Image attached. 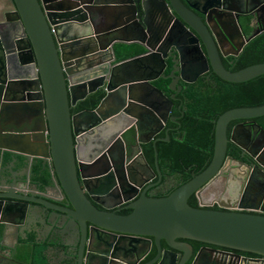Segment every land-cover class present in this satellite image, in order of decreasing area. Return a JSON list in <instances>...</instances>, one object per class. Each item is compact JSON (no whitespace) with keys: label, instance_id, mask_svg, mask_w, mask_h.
Segmentation results:
<instances>
[{"label":"water","instance_id":"1","mask_svg":"<svg viewBox=\"0 0 264 264\" xmlns=\"http://www.w3.org/2000/svg\"><path fill=\"white\" fill-rule=\"evenodd\" d=\"M159 1L176 24L183 28L188 26L195 32L193 40L198 45V39L203 42L205 56L218 77L241 82L264 73V62L236 71L225 69L216 45L215 28L220 29L231 45L233 41L221 16L215 15L213 23L209 22L207 27L200 16L180 0H168V5L165 0ZM206 1L207 7H218V3ZM9 2L11 8L0 12V151L20 155L28 161L50 159L58 186L70 206L59 205L55 199L44 196L0 195V216L7 214L8 217L0 223L6 227V223L18 221L17 225L21 223L25 233L21 241L6 246L7 250L0 253V264L11 261L5 253L13 257L17 248L29 245L33 252L34 245L27 242L30 233H26L37 232L40 224L50 225L54 231L69 222L76 225L77 237L76 242L66 244L69 247L66 260L70 262L67 264H135L112 253L113 240L102 233L127 236L130 241L147 240V252L152 245L156 247V255L149 264L155 261L161 264L167 252L175 260L177 253L173 250L183 252L178 264H184V252L191 253V247L179 238L264 256V213L236 210V206L222 200L217 201L220 208L216 209L204 207L206 204L201 201L199 206L188 203L191 195L201 200L202 191L216 179L225 155L227 123L232 119L264 115V103L235 107L220 114L215 121L211 161L203 171L170 193L157 196L146 191L150 186L147 185L138 194V189L155 174L140 151L137 159L130 161L133 155L129 159L135 168H132V178L128 175L127 180L122 176L128 190L114 196L104 192L103 196H97V187L120 186L110 167L113 140L127 137L130 130L134 134L143 133L144 127L149 130L151 123L157 122L152 108L162 97L169 102L173 98V95L166 97L151 84L156 75L151 76L150 70L161 71L170 48L181 57L176 42L178 30L170 28L165 33L160 26L163 22L160 15L157 26H150V0ZM169 7L177 17L169 12ZM201 14L206 15V11ZM251 14L259 19L257 11ZM237 17L232 20L236 26ZM262 32L264 24L253 30L245 41ZM168 37L172 41L162 46ZM133 43L143 45L147 53L118 61L119 51ZM155 57L157 59L153 60ZM176 60L174 54V65ZM173 71L164 77L172 78ZM170 88L173 89L172 85ZM98 91H102L103 96L95 107L71 113V106L89 100ZM107 103L113 105L105 110ZM133 124L134 128L130 129ZM134 140V146L139 147L138 140ZM153 148L155 169L159 173L154 142ZM144 167L151 171V177H144L141 172ZM106 200L111 202L106 203ZM92 201L103 208H97ZM123 201H131V211L127 214L113 210ZM32 207H37L33 210L39 211L43 221L26 219L27 210L31 211ZM1 230L3 232V228ZM161 240L168 248L163 249ZM97 241L104 242L109 249H97ZM134 246L118 239L113 249L134 257ZM70 248H73L72 253ZM197 258L198 255L192 264Z\"/></svg>","mask_w":264,"mask_h":264},{"label":"flooded vegetation","instance_id":"2","mask_svg":"<svg viewBox=\"0 0 264 264\" xmlns=\"http://www.w3.org/2000/svg\"><path fill=\"white\" fill-rule=\"evenodd\" d=\"M165 2L168 5V0H165ZM180 2L199 15L207 27H209V22L213 23L215 15L221 16L224 19L234 46L229 43L217 27L215 28L217 42L213 38L212 32L210 30L209 32L216 42L217 48H219L218 53L225 69L236 71L253 64L243 65V62H245L243 56L244 50L249 42L245 41V39L253 30L258 29L264 24V0H211L213 3H218V7L215 9L207 7V1L205 2V0H180ZM188 3L196 7H192ZM148 10L151 27L155 26L153 16L157 18L160 15V18L163 20L160 26L164 28L163 31L165 33L170 28L178 30L176 31L178 34L176 42L180 48L181 57L173 48H170L164 59L165 66L161 67V71L159 72L160 69L150 70L151 76L156 75L151 84L163 92L166 97L169 98L173 95V98L169 102L161 96L165 102L160 100L152 108L157 122L151 123L149 130L147 127H144L143 133L141 132L138 135L130 130L126 134L127 137H118L113 140L110 151V167L113 168L114 174L117 175L120 186L117 184V187H112L111 189L97 187V196H103V192L114 196L128 190L126 180L122 176L125 175L127 180L128 175L132 178V170L135 168H133L134 164L130 165V161L136 158L140 151L150 165L146 152L150 145L153 146V142L155 145L158 141L169 142L171 141V135L175 136L179 134L181 131H184L188 123L192 121L197 123L198 119H201L205 124H208L209 121H214L212 135L214 144L215 121L220 114L231 108L257 106L264 103V73L241 82H228L221 79L213 71L208 58L205 56L203 42L198 39V45L195 39L193 40V35H196L190 27L185 26L183 28L179 24H176L170 17L167 9L164 6L162 7L159 0H155V2L150 0ZM203 10L206 11V15L201 14ZM253 11H257L259 19L251 14ZM106 12L111 11L106 10ZM169 12L177 17L171 8ZM236 17L239 23L237 26L232 22ZM248 19L251 26L250 33L244 31V23ZM170 41H172V38L168 37L162 46L167 45ZM142 52V54L147 53L145 49ZM174 54L175 59H177L175 65L172 61ZM156 59L157 57L153 60ZM181 66L183 67V74H181ZM199 68L201 69L198 71L197 69ZM172 69H174L173 77H164L170 74ZM189 69L191 70L189 71ZM173 79L175 81L171 84L170 82ZM171 85L173 89L170 88ZM187 106L193 107L192 116L188 122L183 120ZM71 113L74 114L76 112L71 111ZM214 116H216L215 120L212 118ZM129 128L133 129L134 124L130 125ZM147 130L149 131L148 133H146ZM226 135L225 155L216 173L215 181L202 191L201 200H196L194 195H191L188 200L193 197L194 201L192 200L191 202L195 203L196 206H199L201 201L206 204L204 207L213 209L220 208L217 205V201L222 200L226 204L236 206V210L264 213V115L230 120L226 125ZM175 137L179 140L183 138V136ZM134 138L138 140L139 147L134 146ZM210 141L204 138L196 139L195 146L191 152L193 158L200 160L201 156L208 152ZM212 154L213 145L211 158ZM131 155H133L132 158ZM7 156H10L9 162H7ZM105 162L107 163L106 158ZM36 164L39 165L38 170H34ZM126 166H128V174ZM150 167L155 174L149 182L138 189V194L147 185L150 186L146 191L155 193L157 196L166 195L170 190L172 191L173 188L178 186L182 175L176 177L174 174L167 172L166 169L160 168L159 165V173L151 165ZM193 170L194 168L184 167L181 174H193ZM141 172H143L145 178L152 176L148 168L144 167ZM4 194L17 197L22 194L24 197L36 196L39 198L40 196H44L45 198L55 199V203L59 205L70 206L63 191L58 186L50 159L46 162L35 158L32 161H28L20 155H14L9 152L2 153L0 151V195ZM85 194L88 196L86 192ZM110 202L106 200V203ZM130 203L131 201H123L114 207L113 210L127 214L131 211L129 207ZM93 204L97 208H103L98 203L93 202ZM122 210H126V212L124 213ZM4 219H8L7 214L0 216V221ZM15 223H18V221ZM61 229L71 235L73 234L74 239H76L77 234L76 237L74 234L76 225L73 222H69ZM97 234H100L99 231ZM102 234L112 239L113 245L118 239L125 241L127 244H135L134 257L122 251H115L113 245L110 248L112 253L118 254V256L127 261L135 264H149L156 255V247L154 245L147 252L149 242L143 238L137 241H130L127 236L114 237L106 233ZM178 240L187 242L191 247V253L184 252V259L186 260L184 264H192L197 255L198 258L194 264H264V256L252 252L187 238H179ZM161 245L163 249L168 248L163 240H161ZM107 248L104 242L97 241V249L106 250ZM173 252L177 253L175 260H173L172 254L167 252L161 264H178L183 256V252L175 250ZM151 253L153 254L151 255ZM157 263L158 261H155L152 264Z\"/></svg>","mask_w":264,"mask_h":264},{"label":"trees","instance_id":"3","mask_svg":"<svg viewBox=\"0 0 264 264\" xmlns=\"http://www.w3.org/2000/svg\"><path fill=\"white\" fill-rule=\"evenodd\" d=\"M244 31L246 33H250L251 31V26L249 25V19L246 21V23H244ZM129 47L130 46H128L123 50H120L117 59L127 56L129 53ZM243 56L245 60V62H243V65H247L255 62H261V61L264 62V32L257 34L256 36H254L249 40V42L245 47ZM102 96H103V92L98 91L96 94L92 95L89 100L81 101L75 106H71L70 111L77 112L84 108L95 107ZM192 111H193V107L187 106L183 120L188 122V120L192 116ZM212 118L213 120H215L216 116ZM198 120L199 121L197 123H195L194 121L188 123V125L184 128V131H181L179 134L175 135L178 137L183 136L181 140L177 139L174 135H171V141L169 142L158 141L155 145L157 150L158 165L160 166V168L166 169L167 172L174 174L176 177L182 175V178L178 183V186L190 180L193 174H197L203 171L207 167L209 160L211 158L214 121H209L208 124H205V122L201 121V119ZM200 138L211 140L210 148L206 154L201 156L202 158L200 160H196L195 158H193L191 152L195 146L196 139H200ZM146 157L149 162L151 163L153 162L154 160L153 146L150 145L148 147L146 152ZM184 167L194 168L193 170L194 173L181 174V172H183ZM38 168L39 165L36 164L34 166V170H38ZM192 200L194 201L193 197L188 200V203L191 204L192 206H196L195 203L191 202ZM122 212L125 213L126 210H122ZM152 254L153 253H151V255Z\"/></svg>","mask_w":264,"mask_h":264},{"label":"crops","instance_id":"4","mask_svg":"<svg viewBox=\"0 0 264 264\" xmlns=\"http://www.w3.org/2000/svg\"><path fill=\"white\" fill-rule=\"evenodd\" d=\"M11 8L9 0H0V12ZM153 21L155 22V26H157V18L153 16ZM129 53L127 56L117 59L118 61L130 58L133 56L141 55L143 52V45L139 43H133L129 45ZM143 55V54H142ZM113 104L107 103L104 108L105 110L109 109ZM147 131L146 133H148ZM145 133V134H146ZM138 135V133H137ZM10 156H7V162L10 161ZM155 159V156H154ZM150 165L154 167V160ZM37 207H32L31 211L27 210V217L29 222L36 220L40 217V213L36 209ZM33 210V211H32ZM32 213V215H31ZM40 221H43L42 218H39ZM5 227L4 223H0V253H4L7 250L6 246L13 245L16 241H21L25 236L24 231H22L23 227L21 223L17 225V223L12 224L11 222L6 223ZM29 225H27L28 228ZM5 227V228H4ZM20 227V228H19ZM3 228V232L2 229ZM30 233V234H29ZM28 235L27 242H30L34 245V251L30 252L29 245L26 248H17L14 256L12 254L5 253L7 257L11 259V261L6 262V264H67L70 263L66 260L67 252L69 247H67V243L73 242L74 235L66 232L65 230L56 229V231H52V227L45 223L40 224L38 226V231H31L26 233ZM47 240V241H46ZM76 242V240L74 241ZM2 250V252H1ZM70 252H73V248H70ZM3 261V260H2ZM5 264V261L2 262Z\"/></svg>","mask_w":264,"mask_h":264}]
</instances>
